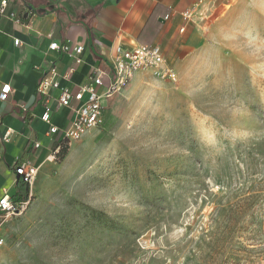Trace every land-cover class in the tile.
Segmentation results:
<instances>
[{"label": "rangeland", "instance_id": "1", "mask_svg": "<svg viewBox=\"0 0 264 264\" xmlns=\"http://www.w3.org/2000/svg\"><path fill=\"white\" fill-rule=\"evenodd\" d=\"M167 63L36 175L0 264H264V0H229Z\"/></svg>", "mask_w": 264, "mask_h": 264}, {"label": "crops", "instance_id": "2", "mask_svg": "<svg viewBox=\"0 0 264 264\" xmlns=\"http://www.w3.org/2000/svg\"><path fill=\"white\" fill-rule=\"evenodd\" d=\"M9 1L8 13L28 22L31 29L0 16V89L3 84L11 86L8 101H0V197L16 191L18 162L31 160L42 177L53 168L47 156L59 136L48 133L49 127L40 120L43 99L36 93L47 69L55 66L59 76L74 68L70 81L60 82L61 87L74 90L88 81L93 69L108 70L117 47L156 45L166 61H178L210 39L229 0ZM14 39L21 44L16 46ZM52 42L69 50H50ZM75 47L81 51L73 53ZM22 108H26L25 118ZM70 115L60 108L53 113L52 124L60 129ZM9 128L13 130L10 140L4 142ZM34 142H39V149L33 148Z\"/></svg>", "mask_w": 264, "mask_h": 264}, {"label": "built area", "instance_id": "3", "mask_svg": "<svg viewBox=\"0 0 264 264\" xmlns=\"http://www.w3.org/2000/svg\"><path fill=\"white\" fill-rule=\"evenodd\" d=\"M9 0H0V16L13 18L18 24L24 25L31 29V25L14 17L13 13H8ZM188 17V16H187ZM16 46L21 42L17 39L13 40ZM49 49L53 51L62 50L67 52L68 46L52 42ZM81 49L75 47L73 53H79ZM81 59L76 57V63H80ZM144 69H153L159 78H175V72L168 65L159 46L156 45H136L129 49L117 47L111 56L110 67L108 70L100 68L93 69L88 81L84 84H79L74 90L67 87H61V80L70 81L74 68H68L62 75H57L56 67L52 66L46 70L42 79L38 83L36 93L43 99V114L40 120L48 127V133L57 134L59 136L58 143L61 141L76 142L81 139L86 133L95 129L103 114V105L110 100L115 94L121 92L128 86L133 76ZM52 91H58V95L54 96ZM11 92L9 83L3 84L0 89V101H8ZM65 108L71 112V117L68 123L58 129L52 124V115L56 110ZM23 118L26 115V108H22ZM12 129L9 128L4 135L3 141L9 142ZM34 149H39V142H34ZM60 150V144L50 151L47 156L51 159ZM14 174L20 177L24 183L28 184V194L25 201H15L6 192L0 197V229L4 221L11 217L22 215L30 204L32 199L31 188L38 174V167L34 162L27 159L18 162L14 167ZM4 244V238L0 232V247Z\"/></svg>", "mask_w": 264, "mask_h": 264}, {"label": "trees", "instance_id": "4", "mask_svg": "<svg viewBox=\"0 0 264 264\" xmlns=\"http://www.w3.org/2000/svg\"><path fill=\"white\" fill-rule=\"evenodd\" d=\"M59 144H60V150L55 155V158L57 157V159L63 158V156L66 154L67 149H68L67 147L68 144L67 142H64V141H61L59 143L55 142L53 149H55ZM27 194H28V184L24 183L23 180H21V178L18 177L17 182H16V191L9 196L15 201H25L27 199Z\"/></svg>", "mask_w": 264, "mask_h": 264}, {"label": "water", "instance_id": "5", "mask_svg": "<svg viewBox=\"0 0 264 264\" xmlns=\"http://www.w3.org/2000/svg\"><path fill=\"white\" fill-rule=\"evenodd\" d=\"M18 178V177H17Z\"/></svg>", "mask_w": 264, "mask_h": 264}]
</instances>
